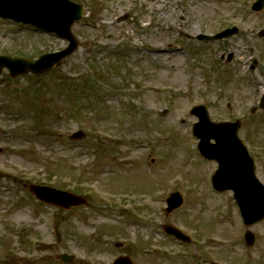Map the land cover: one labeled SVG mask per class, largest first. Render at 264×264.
Wrapping results in <instances>:
<instances>
[{"label": "rangeland", "instance_id": "obj_1", "mask_svg": "<svg viewBox=\"0 0 264 264\" xmlns=\"http://www.w3.org/2000/svg\"><path fill=\"white\" fill-rule=\"evenodd\" d=\"M71 1L95 27L74 26L73 56L41 76L0 75V264H62L68 255L71 264L122 256L131 264H264V221L245 228L230 193L212 195L206 184L214 164L198 163L189 146L194 106L215 123L240 121L264 183V11L251 12L256 0ZM14 28L0 20V55L36 60L67 45ZM234 28L240 37L197 50L199 35ZM118 47L124 52L105 54ZM230 55L233 72L216 74L214 63ZM30 184L71 192L86 205H38ZM175 192L183 207L166 214ZM172 225L191 243L163 233Z\"/></svg>", "mask_w": 264, "mask_h": 264}, {"label": "water", "instance_id": "obj_2", "mask_svg": "<svg viewBox=\"0 0 264 264\" xmlns=\"http://www.w3.org/2000/svg\"><path fill=\"white\" fill-rule=\"evenodd\" d=\"M83 9L71 3L69 0H0V17L10 19L15 22H21L29 25L42 28L56 34L57 36L70 42L69 47L54 54L41 56L36 61L24 59H11L0 56V71L6 68L11 77H17L26 72L33 74H41L55 65L62 62L63 59L70 56L76 48V40L71 35L72 25L81 19ZM194 114L198 115L199 123L194 126L195 136L201 140L199 144L200 152L207 158H219L218 153L213 150L218 148L211 147L208 142L211 139L218 141L219 138H225L226 134H220L222 130H229V136L233 139L232 133L237 130V125L212 124L206 110L198 107L194 110ZM234 135V134H233ZM82 134L77 133L74 138H81ZM240 146L239 143H237ZM241 148V146H240ZM244 157L238 158L239 164L243 162ZM250 169L249 178L251 181H245L242 174L246 171L241 167L235 166V163H227L226 158L220 165V170L215 176V185L217 188L233 190L236 200L242 210V216L247 225H252L264 218V193L259 184L253 180L252 163L246 166ZM30 191L35 197L47 204L57 205L59 207L70 209L73 206L83 203V200L66 192L56 191L50 188H41L30 186ZM180 199V198H179ZM181 204V199L174 201L169 200L170 210L178 207ZM169 233L184 241V237L175 229H170ZM249 243L253 242V236L248 234L246 237ZM63 260L70 261L68 256H62ZM114 264H131L127 257H121Z\"/></svg>", "mask_w": 264, "mask_h": 264}, {"label": "flooded vegetation", "instance_id": "obj_3", "mask_svg": "<svg viewBox=\"0 0 264 264\" xmlns=\"http://www.w3.org/2000/svg\"><path fill=\"white\" fill-rule=\"evenodd\" d=\"M251 69H253V68L251 67ZM263 81H264V80H263ZM263 81H262V82H263ZM261 100H264V95L261 96V98H260V102H261ZM260 108H261L262 111H264V106H263V107H260ZM251 115H256V114H255V113H252Z\"/></svg>", "mask_w": 264, "mask_h": 264}, {"label": "bare ground", "instance_id": "obj_4", "mask_svg": "<svg viewBox=\"0 0 264 264\" xmlns=\"http://www.w3.org/2000/svg\"><path fill=\"white\" fill-rule=\"evenodd\" d=\"M231 152L234 153L235 155V162L237 161L238 162V158L236 157V153H235V150L231 147V148H228Z\"/></svg>", "mask_w": 264, "mask_h": 264}]
</instances>
